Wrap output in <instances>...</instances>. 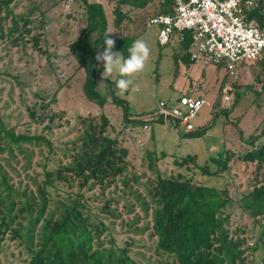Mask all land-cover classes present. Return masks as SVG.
Segmentation results:
<instances>
[{"label": "rangeland", "instance_id": "obj_1", "mask_svg": "<svg viewBox=\"0 0 264 264\" xmlns=\"http://www.w3.org/2000/svg\"><path fill=\"white\" fill-rule=\"evenodd\" d=\"M88 1L103 5L108 35L114 38L135 35V39L148 40L151 51L144 70L131 78L129 88L124 91L115 87L120 78L118 73L113 72L108 78L101 73L94 88L99 97L89 98L84 88L86 71L71 51L72 43L88 24L83 1L12 0L11 16L6 17L5 11L0 14V113L8 128L17 133L43 135L51 141L53 150L26 145L27 154L16 149L13 155L4 152L0 154V162L10 184L16 189H28L29 194L36 192V183L44 180V165L52 170L69 162L65 153L81 131L82 119L93 118L100 123L102 116H106L113 128L109 134L128 151V169L104 189L94 186L81 192L88 201L89 212L109 228L104 234L106 243L113 239L122 247L130 245L131 256L140 264H158L162 258L155 253L157 238L152 236L151 212L146 213L142 204L151 203L148 190L158 174L165 177L183 174L197 182H208L225 191L236 203L264 179V166L242 160L243 151L250 150V146L244 144L240 134L242 130L248 138L264 129V58L238 68L228 101L222 94L229 82L226 64L206 63L208 74L204 85L210 96L207 95V104L192 120L195 131L205 133L201 137L187 136L183 126L156 119L159 102L181 96L175 89L179 49L160 46L158 27L146 26L159 0H149L144 8L121 4L127 17L120 27L115 23V10L122 0ZM13 17L19 19L20 30L9 37ZM21 17L32 22L24 27ZM26 29L30 34H22ZM37 36L41 40L35 46L32 39ZM115 52L125 56L122 50ZM119 99L126 101L127 112ZM222 151L231 157L229 168L216 177L211 178L201 170L193 171L192 164L190 170L176 164L180 157L196 154L203 165ZM125 178L129 187L124 186ZM56 189L50 190L52 199L80 191L76 184L71 188L67 183H58ZM107 205L114 215L103 210ZM227 215L226 227L232 236L245 240L243 248L259 245L257 251L247 250L246 264H264V218L253 219L237 205L229 207ZM19 221L27 224L22 218ZM29 258L28 246L2 223L0 214V264H27ZM164 258L172 263V258Z\"/></svg>", "mask_w": 264, "mask_h": 264}, {"label": "trees", "instance_id": "obj_2", "mask_svg": "<svg viewBox=\"0 0 264 264\" xmlns=\"http://www.w3.org/2000/svg\"><path fill=\"white\" fill-rule=\"evenodd\" d=\"M11 1L0 0V14L5 11L6 17L11 16ZM82 1L88 15V24L85 32L72 43L71 51L80 67L86 71V94L95 99L99 95L94 88L103 72L95 57L105 47L107 20L102 4ZM148 2L149 0L120 1L115 10L117 27L127 17L121 4L144 8ZM158 3L152 16L173 13V0H159ZM253 17L259 18V15L251 14L250 18ZM20 20L24 21V27L32 22L30 18L21 17ZM19 23V19L12 18L9 37L20 30ZM30 32L26 29L22 34ZM95 34L97 37L94 39ZM108 36L115 41L113 51L122 50L127 57V49L136 36ZM32 40L37 46L41 37H33ZM191 42L188 34L184 47L189 48ZM119 102L127 112L126 101L119 99ZM80 129L65 153L69 162L52 170L44 165V180L36 183V192L30 191L29 194L28 189H16L9 183L10 179L0 162L2 223L11 228L12 233L28 246L30 258L27 264H140L131 256L130 245L122 247L113 239L106 243L104 234L109 228L102 219L89 212L88 201L81 192L94 186L104 189L118 177L124 176L128 169V151L119 145L116 138L111 137L109 129L113 128L104 115L100 123L93 118L82 119ZM193 132L187 136L201 137L205 130ZM240 134L244 144L250 146V150L243 151L242 160L263 167L264 143L259 144V141L264 137V129L259 135L248 138L244 137L242 130ZM26 145L47 147L50 152L53 150L51 141L43 135L17 133L15 129L8 128L0 113V154L8 152L13 155L15 149L27 154ZM227 153H216L203 165L197 161L196 154H189L177 159L176 164L186 166L189 170L192 164L195 168L193 171L201 170L212 178L229 168L231 157L226 156ZM58 183H67L71 188L76 184L80 191L52 199L50 190L57 191ZM123 183L125 187H129L128 179L125 178ZM148 195L151 203L143 201L142 204L146 213L151 212L152 236L157 238L155 253L162 258L158 264H246L247 250L259 249V245L255 248H243L245 240L230 234L226 227L229 220L227 209L237 205L253 219L264 218V179L237 203L217 186L197 182L183 174L169 177L158 174L156 180L151 182ZM20 197L24 199L18 200ZM51 205L52 208L49 209ZM103 210L114 215L108 205ZM20 218L27 220V224L23 225ZM15 224L17 227H13ZM164 257L172 258V263L165 261Z\"/></svg>", "mask_w": 264, "mask_h": 264}, {"label": "built area", "instance_id": "obj_3", "mask_svg": "<svg viewBox=\"0 0 264 264\" xmlns=\"http://www.w3.org/2000/svg\"><path fill=\"white\" fill-rule=\"evenodd\" d=\"M171 14L152 16L147 26L158 27V43L168 46L184 44L191 36L190 57L194 63H225L229 82L222 89L225 101L230 100L236 71L252 64L264 54V0H173ZM259 18H250L251 14ZM202 98L183 96L175 104L159 102L156 119L173 121L193 132L192 123L202 107ZM179 125V126H178Z\"/></svg>", "mask_w": 264, "mask_h": 264}, {"label": "clouds", "instance_id": "obj_4", "mask_svg": "<svg viewBox=\"0 0 264 264\" xmlns=\"http://www.w3.org/2000/svg\"><path fill=\"white\" fill-rule=\"evenodd\" d=\"M105 47L98 52L95 59L102 66V77L108 78L113 72L119 74L116 80L117 90H127L132 82L131 78L142 72L150 56L149 42L145 37L135 39L127 49V57L120 52H114L115 41L108 36L104 37Z\"/></svg>", "mask_w": 264, "mask_h": 264}, {"label": "crops", "instance_id": "obj_5", "mask_svg": "<svg viewBox=\"0 0 264 264\" xmlns=\"http://www.w3.org/2000/svg\"><path fill=\"white\" fill-rule=\"evenodd\" d=\"M157 42H158V37H157ZM171 46H177V48L179 49L180 60L178 64V73L176 75V80H175L177 83V85H175V89L178 90L177 92L180 93L181 96L175 98V100L172 101L163 100V102H166L168 104H172V103L175 104V102L178 101L181 97L188 95L196 98H202L205 100L207 95L210 96V92H208L209 90L206 88L207 86L204 85V82H206L205 77L208 74L207 71L208 64L206 63L209 62H205L202 64L194 63L193 61H191L190 47L185 48L183 44L179 45L177 43H174ZM262 57L264 58V55ZM203 64H205L206 67L203 66ZM227 76H229V74H227ZM186 77L190 78V82L189 80L187 81L188 78ZM224 82L225 81H223L221 85L224 84ZM185 93H187L188 95H184Z\"/></svg>", "mask_w": 264, "mask_h": 264}]
</instances>
